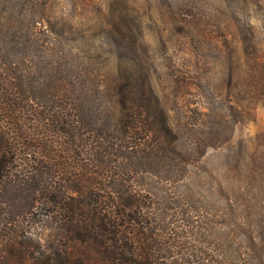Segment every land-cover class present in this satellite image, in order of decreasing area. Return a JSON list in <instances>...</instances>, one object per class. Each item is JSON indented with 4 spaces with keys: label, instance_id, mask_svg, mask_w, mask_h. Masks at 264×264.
I'll use <instances>...</instances> for the list:
<instances>
[{
    "label": "rangeland",
    "instance_id": "rangeland-1",
    "mask_svg": "<svg viewBox=\"0 0 264 264\" xmlns=\"http://www.w3.org/2000/svg\"><path fill=\"white\" fill-rule=\"evenodd\" d=\"M256 61L264 0H0V264H210L161 225L180 171L264 175Z\"/></svg>",
    "mask_w": 264,
    "mask_h": 264
},
{
    "label": "trees",
    "instance_id": "trees-1",
    "mask_svg": "<svg viewBox=\"0 0 264 264\" xmlns=\"http://www.w3.org/2000/svg\"><path fill=\"white\" fill-rule=\"evenodd\" d=\"M168 9L169 7L166 13L173 21L171 24L177 23L179 26L181 21L187 24L185 32H188L193 20L183 21L175 16L173 18V13ZM190 17L194 19L196 16ZM197 31L201 30L197 28ZM222 32L224 30H217L211 39ZM211 33L204 31L200 35L210 36ZM195 41L198 39L193 42ZM258 61L253 63V66L255 71L261 73L264 65L262 61ZM262 78L264 82V74ZM219 111H222V108ZM220 122L223 121L216 123L219 127L222 125ZM219 135L218 132L216 135L207 133L205 135L207 147H216L227 141L226 138H219ZM191 168V171H187L188 169L180 171L172 184L161 225V229L166 228L168 239L173 240L180 232L181 244L189 243L187 246L195 250H198L197 245L205 246L210 264H264V198L260 194L264 175L259 173L253 180L255 186L251 189L250 197H246V190H249L247 185H253L252 182L239 187L241 199L226 198L223 201L219 195L228 191V187L220 184L217 179L215 182L214 177L209 180L210 175L208 181L206 178L201 180V171L195 166Z\"/></svg>",
    "mask_w": 264,
    "mask_h": 264
}]
</instances>
